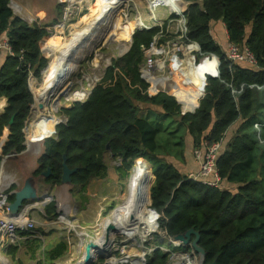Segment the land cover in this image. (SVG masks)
I'll return each instance as SVG.
<instances>
[{"label":"trees","instance_id":"16d2710c","mask_svg":"<svg viewBox=\"0 0 264 264\" xmlns=\"http://www.w3.org/2000/svg\"><path fill=\"white\" fill-rule=\"evenodd\" d=\"M11 1L0 0V41L6 39L13 52L0 49V97L8 99L0 117V136L4 127L10 130L3 155L19 154L27 148L24 127L35 100L30 74L42 80L49 59L42 52L41 42L50 35L48 26L62 16L61 7L54 19H45L41 25L30 23L14 12ZM187 1V38L197 42L204 55L219 58L218 74H206L205 94L195 112L182 114L175 96L165 91L152 93L141 75L145 60L141 45H149L154 38L161 44L176 34L166 26L137 29L130 49L112 59L87 99L62 108L67 120L58 123L55 135L45 139L44 152L32 174L44 176L43 183L49 187L61 185L66 155L67 165L77 168L72 182L85 184L93 176H106V151L119 159L117 170L122 176L136 160L144 158L152 165V182L155 176L152 187L151 182L145 191V201L149 203L151 197L148 211L157 215L154 225L159 230L149 234L147 247L162 244L163 234L174 239L193 228L200 233L199 244L206 251L204 264H264V126L260 132L255 128L256 122H264V0ZM96 9L95 4L91 12ZM218 22L225 24V43L248 47L256 65L228 58L226 47L224 50L212 33ZM137 103L160 107L162 116L178 121L164 141L168 151L171 146L181 148L183 161L190 148L194 153L196 148L221 141L217 159L221 184L209 186L194 180L162 157L160 129L154 120L142 115ZM48 169L51 173L43 175ZM229 184L236 188L230 190ZM44 211L49 219L55 218L56 203H49ZM30 231L19 229L17 234L34 245V254L41 240L32 239L36 233ZM17 249L13 246L10 251ZM67 250V242L61 240L43 253L38 264H55ZM146 264H169V252L154 249L146 256Z\"/></svg>","mask_w":264,"mask_h":264},{"label":"rangeland","instance_id":"374dc122","mask_svg":"<svg viewBox=\"0 0 264 264\" xmlns=\"http://www.w3.org/2000/svg\"><path fill=\"white\" fill-rule=\"evenodd\" d=\"M199 1L201 2L202 0ZM101 3L102 0H85L83 4L84 11L81 14L77 13L76 17L73 20V26L68 28L65 34L61 35V38L55 36L58 42H64L67 40L66 44L61 48V51L67 49L70 41L75 37V33L81 32L87 27L88 22L97 15V11L100 9ZM189 3V1L184 0V3H180V6L183 9L187 10ZM63 4L64 2L59 5L57 3V0L11 1V7L16 14H19V12L23 10L24 14H26L25 17L30 14L32 17L37 19L38 13L44 11L46 20L54 19V9L56 7H59V9H61V7H63ZM95 4L97 5V9L91 12ZM150 10L151 9L149 7L148 0H129L123 2L119 5V7L113 10L109 18H106L103 23L99 24L98 27H96L95 34L93 36L88 37L82 44H80V46H78L79 48L78 50L76 49V53H73L69 57V62L75 65V69L72 72L66 74L65 77L64 75H61V78L64 80V82L63 80H61L62 82L58 85L56 90L50 96L48 95V101L46 103L44 112H40L38 109H35L30 113L31 115L26 124L29 129L27 131V134L26 132L25 134L27 136V139L30 138L35 142L33 141L32 143L27 144L29 149L26 148L24 152L19 154L13 153L8 157L4 156L3 162L2 160H0V167L6 173H9L11 175L9 176L11 177V179L15 178L17 181L20 179L19 184L23 185L25 179L30 174H32L31 172L34 171L37 167V159L40 153L44 150L45 139L49 136L55 135V129L53 127L45 131H37L40 119L44 117L45 123H49L53 114L56 113V116L59 118V120L65 122L67 118L62 115V108L69 107L72 102L78 100V98H73L71 100H68V98L73 95L74 91H79L83 88H87L89 93V91L93 89L91 87H94L95 84L103 77L107 67L111 64L112 59L124 55L130 49L132 43V35L137 29L145 28V26L157 25L163 27L166 26L167 30L171 33L183 29L184 23L180 14L171 16L169 15L167 8L162 7L157 8L155 11ZM89 14L90 17L87 20H83V18ZM138 20L141 22V24L138 25L135 29V23ZM33 22L36 21H30V23ZM129 29H132L130 41L127 40V49L124 52H121L124 43L118 40L117 34H122V32L123 34H125L130 31ZM223 31L225 32V28L223 29ZM212 33L216 37V39L221 42V47L226 50V34L224 33V38L219 32L214 29V27H212ZM48 58L50 60L49 63L51 65V68L48 70L49 72L45 78L43 75L42 80L37 81L38 84L35 87H37L38 90L47 86V82L52 76L53 69L57 65V62L61 58V56L59 52H55ZM196 58L209 59L212 62V70L217 72V63L219 61L217 56L196 54ZM172 79L175 80V78ZM161 90L162 89H159L158 92H160ZM165 91L170 94H174V90H170L169 88V83L167 84ZM89 94H87L83 98V100L81 99V101L86 100ZM57 104V111L53 112V108L57 106ZM137 104L141 110V113H143L142 115L147 116L146 113H148L150 110L148 111L144 107L148 108V105L142 103ZM154 111L156 112V115L152 117V120L156 122V125L160 129V140L163 144V152H161V156L169 162H173L178 168L181 169V171H183L189 161H187V159L186 161H183L181 159V155L179 154L181 148H173V146H171V151H168L169 146H167V142L164 141L166 140V133L173 131V129L178 125V121H172V119H167L166 121L161 120L160 114L162 113L158 111V109H154ZM1 145L2 143L0 144V154H2ZM192 151L193 149L191 148L187 151V158L192 154ZM168 152L172 155L167 156ZM142 159L148 163L149 177L145 186V190L141 195V202L137 206V210L135 212L134 217H136L137 219L136 225H134V231H132V233L130 234L131 239L127 237V235L129 234L126 232H111L113 234V240L110 243L109 248H107L108 250L103 251L102 253L99 252L93 260L92 264H105L106 260H108L110 256L118 257L119 252L117 251V248L121 247L122 245H127L126 248L130 249V252L134 254L133 258H137L138 254H140V251L142 250V247L138 246V241H140L139 234H136L135 236L133 235L136 231H139L142 235L148 227L150 228V226L146 223H149V218L151 217V222L155 218V215H153V213H149L148 211V208L151 204V198L150 202L147 203L145 201L144 194L145 191L147 192V188L152 182L154 173L150 162H148L144 158ZM104 160L108 165V170L116 171L118 173V180L113 183V188H106L107 181L102 180L105 179V177L108 175V170L105 177L93 176L87 182L89 183L92 179L96 178L97 181L95 184L99 185L98 181H102L103 183V194L99 196L103 199L101 205L102 208L100 210L101 215L97 216V219L95 221L85 222L84 218L76 212L78 206V193L76 191L77 186L75 187L74 185L77 184L71 182L65 185L61 184L58 186L49 187L43 183L44 176H42L43 178L38 176L37 187L40 197L36 201H30L25 204V210H28L29 216L35 221V227L30 231L34 234L36 233V235L33 236L32 239L39 237L41 240V245H38L37 251L33 254L32 249L34 245L32 243H26V237H20V239H18V236L20 235H18L17 232L15 234V237H4L2 241L0 240V264H38V261L41 259L43 253L61 240H65L67 242L68 250L63 256L56 259L54 263L76 264L78 261H80L83 257L87 241L92 239L96 240L99 238V236L103 232V224L105 219L107 217H110L111 213L118 206L122 205L125 197L128 196V183L133 168L127 175L122 176L117 170V167L120 165V161L119 159L113 158L110 151L105 152ZM139 160L140 159H138V161ZM136 161L135 163L137 164L138 161ZM21 162L25 163V165L28 164L30 170L29 172L24 173L25 170L22 169L23 173L20 177L19 165ZM136 164H134V166H136ZM151 172L153 173V175L151 174ZM154 181L155 177L150 188L152 187ZM3 184L0 185V190L3 187ZM234 188H236L235 184L229 186V189L232 191ZM48 197L49 199L46 200ZM51 202L56 203L58 213L57 216L53 219H49L44 211L46 205ZM90 203L92 204L94 203V201ZM109 237H111V235ZM51 238L52 241H49ZM130 242L131 244L128 246ZM13 246H18V249L14 253L10 251V248ZM174 248L176 249L180 247L175 246Z\"/></svg>","mask_w":264,"mask_h":264},{"label":"built area","instance_id":"2783aa9c","mask_svg":"<svg viewBox=\"0 0 264 264\" xmlns=\"http://www.w3.org/2000/svg\"><path fill=\"white\" fill-rule=\"evenodd\" d=\"M62 7V16L56 23L48 26V30L51 36L60 37L65 34L66 30L73 26V20L76 17L77 13L81 14L84 11V2L85 0H64ZM179 8L178 10L169 11V15L174 16L175 14H180L183 20V29L177 30L176 32H172L176 34L174 38L167 40L164 43L159 44L157 38L149 45H141V48L144 52V63L141 66V75L142 78L145 79L149 83V90L152 93H158L159 89L161 91H165L168 83L172 81V70L170 68V58L175 53H195L199 55H204L202 53L200 45L191 41L187 38V20L185 18L184 12L186 9H183L180 5L184 3V0H178ZM181 3V4H180ZM153 4V6H152ZM149 5L151 6L153 11L157 8H168L166 3H159L156 0H149ZM27 18L30 21H37L40 25L45 20V12L41 11L37 15V19L32 17L30 14L27 15ZM29 21V22H30ZM152 26H145V28H150ZM49 36L46 37L41 42V49L45 57H50L53 53L46 48L45 40L49 39ZM226 38H228V34L226 32ZM6 49L10 54H13L12 48L7 40L0 41V49ZM226 49L228 58L234 62H245L248 64L256 65L257 59L255 55L249 50L248 47H239L238 45L228 41L226 43ZM49 59V58H48ZM219 60V58H218ZM50 62V60H49ZM50 63H48L49 66ZM47 66V67H48ZM219 68V61L217 63V74ZM44 73L42 72V76ZM38 80L33 73L30 74V87H35L38 83ZM251 88L261 86L258 85H250ZM93 88V87H91ZM85 89V88H83ZM87 89V88H86ZM243 89V88H242ZM92 89L89 91V93ZM167 92V91H165ZM236 92V90H234ZM88 93V89L86 90ZM175 94V93H174ZM178 102L181 105L182 114H186L189 112H195V110L199 107V101H188L180 95L176 94ZM81 101V99H78ZM83 100V98H82ZM35 102V100H34ZM32 104L31 112L34 111ZM30 117V116H29ZM29 119V118H28ZM28 120L26 121L27 124ZM62 122L59 120V123ZM264 126V122H256L255 128L258 132H260L261 128ZM28 126L25 125L24 133L28 131ZM25 134V143L30 144L34 140L27 139ZM27 139V140H26ZM35 142V141H34ZM206 147H199L194 150L195 157L199 163V169L194 172H190L188 175L190 178L194 180H198L205 185L209 186H217L221 184V176L217 165L218 155L222 148V142L217 141L212 144L205 145ZM28 147V145H27ZM29 148V147H28ZM15 183L17 180L11 179L10 181ZM13 183H9V185L5 189L0 190V236L12 238L15 237L16 232L20 230H33L35 227V221L29 216L28 210L25 208L21 211L18 216H10L9 215V207L7 206L8 194L7 190L11 188ZM156 217V215H155ZM154 222V220H153ZM159 231L156 226L152 227L143 232L141 235L139 234L138 246L142 247L140 254H138L137 258H133L134 254L130 252V249H127V245H122L117 248L119 252L117 256H110L108 260H106L105 264H146V256L151 253L156 248H161L164 251L169 252V264H200L198 254L195 252L193 248L191 250H187L182 248L184 245L181 241L176 240L175 238H167L164 234L162 235L161 242L162 244H155L151 247H147L145 243L148 241V236L152 232ZM127 235V234H126ZM129 239H131L130 235H127ZM164 241H168V244H173V247L177 246L180 248H172L170 245L164 244ZM131 242L128 244V246ZM116 245V244H115ZM114 245V246H115ZM116 251V248H115Z\"/></svg>","mask_w":264,"mask_h":264},{"label":"bare ground","instance_id":"6f19581e","mask_svg":"<svg viewBox=\"0 0 264 264\" xmlns=\"http://www.w3.org/2000/svg\"><path fill=\"white\" fill-rule=\"evenodd\" d=\"M126 1H129V0H102V3L100 5V9L97 11V15L92 20H90L88 22L87 27L83 31L75 33L76 34L75 37L70 41L69 46L64 51H61V48L66 44L67 40L64 42H58L55 36H51L49 39H47L45 41L44 44L46 45V48L49 49V51H52L53 53L59 52L61 58L58 60L57 65L53 69L52 76L48 80L47 86L45 88H41L40 90H38L37 87H32V91L35 95V102L33 105L34 110L38 109L40 112H44V110L46 108V103L48 101V95L50 96L56 90L58 85L62 82L61 80H63L61 78V75L62 76L64 75V77H65L66 74L72 72L75 69V65H73V63L71 64L69 62V57L73 53H76V49L78 50V48H79L78 46H80V44H82L88 37L93 36L95 34L96 27H98L99 24L103 23L106 18H109L110 15L112 14L113 10H115V8L119 7L120 4H122L123 2H126ZM148 2H149V0H148ZM156 2L166 3V5L168 7L167 8L168 12L173 10V9L178 10V8H179L178 0H156ZM152 6H153V4H152ZM149 7L151 9L150 11L154 10L151 8L150 5H149ZM140 24H141V22L138 20L135 23V29ZM135 29H133V30H135ZM129 30L130 31H128L125 34H123V32H122V34L121 33L117 34L118 40L122 41L124 43V46H122V49H121L122 51L120 50L121 52H124L127 49V47H126L127 40L130 41L132 29H129ZM50 68H51V65L49 64L48 70ZM48 70L46 72H44V78L47 76V74L49 72ZM63 82H64V80H63ZM86 90L87 89L85 88V89H81L79 91H74L73 95L71 97H69L68 100H71L73 98H78V99L84 98L87 95ZM50 91H51V93H50ZM40 103L43 104L42 108L39 107ZM57 108H58V104H57V106H55L53 108V110H54L53 112H56ZM58 120H59V118L56 116V113L53 114L51 121L49 123H45V118L42 117L39 121L37 131L41 132V131L48 130L51 127L54 128L56 126ZM148 177H149L148 163L145 160L140 159L138 161V163L136 164V166H134L132 169V173H131L129 183H128V187H129L128 188V190H129L128 196L125 197L122 205L118 206L111 213V216L107 217L105 219L104 224H103V232L99 236V238L96 240L92 239V240L96 241L100 246L99 250H97V251L93 250L94 255L95 254L98 255L99 252L102 253L103 251L108 250L107 248H109L110 243L113 240L112 239V237H113L112 233H110L111 237H109V238H107V236L105 234V227L107 224L112 223V224L116 225V229L114 231H112L113 233L114 232H116V233L126 232L130 235L132 233V231H134V225H136V219H137L136 217H134L135 212L137 210V206L141 202V195L143 194V192L145 190V186L147 184ZM48 199H49V197L46 200H48ZM153 215H155V214H153ZM150 218H149V223L146 222L150 226V228L148 227V229H151L152 227L155 226L154 222L153 221L151 222ZM138 233H140V232L136 231L133 236H135ZM82 243H83V239H82ZM77 249H79V248H77ZM84 253H85V250H84ZM76 264H84L83 259L78 261Z\"/></svg>","mask_w":264,"mask_h":264},{"label":"crops","instance_id":"0c3cea01","mask_svg":"<svg viewBox=\"0 0 264 264\" xmlns=\"http://www.w3.org/2000/svg\"><path fill=\"white\" fill-rule=\"evenodd\" d=\"M19 14H17V15H19L20 17L25 18V19L27 18V16L25 17L26 14H24L23 10L20 11ZM54 15H55V11H54ZM27 20H28V18H27ZM28 21H30V20H28ZM224 28H225V32L223 31ZM214 29L217 32H219L225 38V34L227 31H226L225 24L223 22L216 23L214 25ZM4 40H6V39H4ZM225 47H226V43H225ZM181 59H182V63H181L182 68L177 70L176 72H172V75H171L172 78H175V80L172 79V81L169 83L170 90L173 89L174 93H175V94H171V95H173L175 97H176V94L180 95L181 97L185 98V100H188V101H200L201 98L205 94L206 74L211 73V74L217 75V72L212 70V62L209 59H207V58H196L195 53H182ZM0 62H2V60H0ZM176 99H177V97H176ZM0 104H1L0 105V117H1V115L5 111V108L8 105V99L5 96L0 97ZM144 108H146V110H148V111L150 110L148 113H146L147 117H149L150 119H152V117L154 115H156V112L154 111V109H158V111L163 113V110L160 107L153 106L150 104L148 105V108L147 107H144ZM153 112H155V113H153ZM160 116H162V115L160 114ZM160 118H161V120H164V121H166L168 119L165 116H162ZM9 135H10V130L6 126V127H4L2 135L0 136V140L2 138V140L0 142V144L2 143V145H1L2 150H3V146L8 141ZM187 138L191 139V138H189V136H187ZM44 149H45V147H44ZM43 152H44V150L40 153V155ZM9 155H11V154H9ZM9 155H3V153L0 154V157H2L1 158L2 162L4 161L3 157L4 156L8 157ZM40 155H39V157H40ZM187 161H189V163L187 164L186 168L183 169V172L190 173V172L197 171L199 169V163H198L196 157L194 156L193 152L190 156H188ZM37 166H38V163H37ZM19 167H20V169H19L20 170V177H21V174L23 173L22 169L25 170L24 173L29 172V170H30L29 165L28 164L25 165V163H23V162L20 163ZM9 176H11V175L9 173H6L0 167V185L4 183L3 187H2L3 189H5L9 185L10 182L13 183L12 180L9 182V180H10ZM102 180L107 181L106 188L112 189L113 183L118 180V173L116 171L108 170V175L105 177V179H102ZM96 181H97L96 178H94L87 184L74 185L75 187L77 186L76 191L78 193V195H77L78 196V206H77L76 212L79 213V215L84 218L85 222L95 221L97 219V216L101 215L100 210L102 208L101 205H102L103 199L99 196L103 194V183H102V181H98L99 182V185H98V184H95ZM19 182H20V179L18 181H16L15 183H13L11 185V188H9L7 190V194L12 189H14L13 187L17 188V187L22 186L19 184ZM63 185H65V184H63ZM229 185H232V184H229ZM9 197L10 196H8V200H9ZM93 201H94V203L91 204L90 202H93ZM95 202H96V204H95ZM20 237L21 236H18V239H20ZM2 239H3V237L0 238L1 241H2ZM49 241H52V238ZM164 244H166L168 246L170 245V244H168V241H164ZM170 246L172 248H174L173 244H171ZM132 251H134V250H132Z\"/></svg>","mask_w":264,"mask_h":264},{"label":"water","instance_id":"95a60500","mask_svg":"<svg viewBox=\"0 0 264 264\" xmlns=\"http://www.w3.org/2000/svg\"><path fill=\"white\" fill-rule=\"evenodd\" d=\"M64 0H57V3L61 5ZM55 15L58 16L59 14V8H55ZM181 54L175 53L170 58V68L172 72H176L177 70L181 69ZM48 66V65H47ZM47 66L42 70L44 71L47 69ZM35 97V95H34ZM35 99V98H34ZM39 107H43V104L40 103ZM14 115L12 116L10 123L12 124L14 121ZM59 122H57L58 124ZM56 124V125H57ZM9 128V127H8ZM109 144L107 145V149H109ZM67 156L64 155V162H63V174H62V184H67L72 182V175L77 171V168L71 169L67 163H66ZM51 173V170L48 169V171L44 172L43 175L48 176ZM155 177V176H154ZM8 196H14V200H8L7 206L9 207V215L10 216H18L21 211L26 207L25 204H27L30 201H36L39 199V191L37 187V178L35 175H29L25 181L24 184L20 187L12 189ZM151 198V197H150ZM116 229V225L109 223L105 227V234L107 238H109L110 233ZM176 240H179L183 243L186 247H191L195 250V252L198 254L200 264H204L206 251L205 249L199 244L200 240V233L196 231L195 229L191 228L187 230L185 233L178 234L175 236ZM100 249L99 244L94 240L87 241L85 245V253L83 254V262L84 264H92L93 260L95 259L94 251H97ZM94 250V251H93ZM212 264H216V262H213Z\"/></svg>","mask_w":264,"mask_h":264},{"label":"flooded vegetation","instance_id":"af4514ba","mask_svg":"<svg viewBox=\"0 0 264 264\" xmlns=\"http://www.w3.org/2000/svg\"><path fill=\"white\" fill-rule=\"evenodd\" d=\"M34 171H35V170H34ZM34 171H33V172H34ZM33 172H32V173H33ZM30 175H33V174H30ZM39 177H42V175H40ZM36 178L38 179V176H36ZM42 178H43V177H42Z\"/></svg>","mask_w":264,"mask_h":264}]
</instances>
